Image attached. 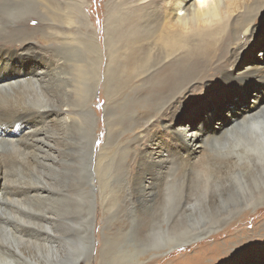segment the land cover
Returning a JSON list of instances; mask_svg holds the SVG:
<instances>
[{"label":"bare ground","instance_id":"obj_1","mask_svg":"<svg viewBox=\"0 0 264 264\" xmlns=\"http://www.w3.org/2000/svg\"><path fill=\"white\" fill-rule=\"evenodd\" d=\"M33 1L44 18L37 14L38 40L24 24L30 16L18 19ZM216 3L220 18L208 28L199 26L194 0H105L103 29L98 32L85 16V0H0V70L6 71L5 60L16 56L33 55L36 60L32 77H0V100H17L16 107L0 108V121L14 122L23 116L31 125L22 136L0 138V264L39 263L20 246L18 237L24 235L29 240L33 234L32 245L41 244V264H91L94 259L106 264H144L223 229L228 222L221 218L203 229L185 224L183 217L192 218L187 202L169 217L165 208L179 200L177 192H172L174 171L183 175L185 189L193 184L190 177L196 176L198 192L212 183L233 192V184L221 179L224 171L236 183L254 184L257 199L249 205L247 199L245 208L264 205V50L256 53V45L264 38V0ZM39 40L44 45L40 51ZM66 43L87 49L86 64L78 71L82 77L73 73L83 84L79 90L83 95L77 96L81 98L74 105L69 102ZM248 57L250 64L243 67ZM207 78L208 85L198 87L203 88L193 102L195 107L187 112L191 115H184L186 93ZM96 92L104 100L106 132L100 145H96L98 123L90 106ZM75 107L80 108L79 116L71 109ZM83 108L90 119L84 124L87 137H81L86 140L80 148L84 161L75 172L82 171L85 182L77 179L75 195L76 200L86 201L84 208L75 200L64 204L66 192L55 181L61 159L54 154L59 150L63 157L65 133L82 123ZM201 113L205 114L199 117ZM167 114L173 117L161 124L162 135L169 137L165 142L152 131L154 123L164 121ZM176 115L179 120L191 119L178 124ZM197 124L216 132L201 138ZM11 160H21L27 167L11 164L19 170L15 180L6 176ZM34 167L41 172L34 173ZM31 177L35 183L21 182ZM54 200L63 202L55 218L46 208L56 207ZM114 214L122 220L109 225ZM98 217L104 218L107 232L96 250ZM133 217L139 230L136 238L144 242L151 231L159 230L166 239L151 238L142 245L145 251L136 245L113 253L114 245L133 225ZM234 236L218 245L219 254L229 255L227 247ZM203 255L193 264H205L217 256L212 254L204 262Z\"/></svg>","mask_w":264,"mask_h":264},{"label":"rangeland","instance_id":"obj_2","mask_svg":"<svg viewBox=\"0 0 264 264\" xmlns=\"http://www.w3.org/2000/svg\"><path fill=\"white\" fill-rule=\"evenodd\" d=\"M86 4L84 6V13L86 18H88V22L91 23L95 29L99 32L100 29H103V18H104V13H105V0H85ZM32 4V5H31ZM29 8L24 10V15L21 17H18V19H22L26 16H30V18H27L28 21H25L24 24L26 28L31 32L32 35H36V39L38 40L40 38L37 30L36 29L38 25V18L37 14L39 15L40 18V8L36 3L33 1L29 4ZM37 9V12L35 10ZM33 14V15H32ZM44 19V18H42ZM37 20V21H35ZM40 28V27H39ZM31 35H29V38ZM34 39V38H33ZM3 42H7V40H3ZM38 51L42 50L43 48V43L39 40L38 41ZM18 46V44H16ZM5 46H9V43H5ZM40 46V47H39ZM256 53H260L261 51L264 50V38L260 40V42L256 45ZM66 55L69 59L68 62V69H69V75L71 77V82H70V94H69V102L71 104H75L77 99L79 100L81 97H77L82 89H83V84L82 81H80L77 77L73 75V73L77 76H81L78 71L81 65L85 66L86 64V55H87V49L83 47L82 45L75 44V43H66ZM14 56H16L14 54ZM25 57V58H24ZM6 58V57H5ZM3 58V59H5ZM251 57L247 58V61H245L243 64L245 66L249 65L248 61L250 60ZM27 59V60H26ZM7 64H2L4 67H7L6 71H1L0 70V77L1 79H5L11 76V74H16L22 77L24 75L32 77L31 74L35 75L31 69V66L33 63L36 64V60L33 58V55H20L16 56L12 59H7L5 60ZM11 61V62H10ZM28 61V62H27ZM22 63V64H21ZM29 63V64H28ZM261 63V62H259ZM18 66V67H16ZM72 67V69H71ZM17 69V70H16ZM31 71V72H30ZM20 73V74H19ZM82 77V76H81ZM87 78L91 77L87 75ZM210 81V78H207L203 83L201 82L199 85H194L197 86L196 88L191 89V91L187 92L185 97H184V103H188L184 107V115H191L190 113L187 114V112H190L193 105V102L198 99V92L206 85H208V82ZM88 84V83H87ZM91 82L89 83V87L87 90H90ZM200 85H203V87L199 90L198 87L200 88ZM81 90V91H79ZM93 94V99L91 102V109L94 111V116L96 118V123H98V128H97V138L98 141H96V145H100L101 143L103 144L104 138H105V122H104V112H103V104L104 100L101 94ZM83 93H81V96ZM15 101L17 103V100L11 99L9 100H0V108H8L10 107H16L17 104H15ZM24 101V99H23ZM4 103V104H3ZM14 103V104H13ZM79 105L81 106V101H78ZM5 106V107H4ZM24 106V105H21ZM89 106V105H88ZM74 107V106H73ZM10 109V108H9ZM75 111V115L80 111L79 107L71 108ZM72 110V111H73ZM73 111V112H74ZM198 112V110L192 112L193 114ZM82 115H81V121L83 123H78L77 126L71 127L70 129L67 130L65 133V144L67 147V150H64L63 157L60 156V151L55 150L54 154L57 159H61V163H57L56 165L59 166V170L57 173H55V181L57 183H60L57 188L61 190L62 192H66V196L64 198V204L68 205L74 202L76 205L78 203L84 208L86 201H78L76 200V190L75 187L78 186L80 180L81 183H84L85 181L82 180L84 175L83 173L75 170H78L80 168L79 165H82V162L84 161L83 158V151L80 149L83 144H85L86 140L82 139V135L85 134V137H87L85 133V126L84 124L89 121V116L87 113H85V109L83 108L82 110ZM85 113V114H84ZM174 115V113H172ZM172 114H167L166 119L158 121V123H154L153 126V131L152 132H157L156 134L160 135L161 137L164 138L165 142L168 141L169 137L163 136L162 135V123L166 121H170L168 116H172ZM179 114V113H178ZM177 114V115H178ZM205 113H201L199 117L203 116ZM175 117V120L177 119V116ZM195 115V114H194ZM79 116V115H78ZM21 118V119H20ZM191 119V116H186L183 119L176 120V123L178 124H185L188 123ZM17 120V121H16ZM16 122H4L2 123V120L0 121V138H11V137H17L18 135H23L24 132H27L30 130L31 125L30 122H28L27 118H24L23 116H18L16 117ZM188 121V122H187ZM2 123V124H1ZM12 123V124H11ZM14 123V124H13ZM174 124V122H172ZM196 123H200L199 119L197 120ZM20 124V125H19ZM14 125V127L12 126ZM95 125V123H94ZM4 126V127H3ZM7 126V127H6ZM21 126V128H20ZM28 126V127H27ZM91 126V125H90ZM97 126V124H96ZM199 126V127H198ZM2 127V128H1ZM94 127V126H93ZM197 127L199 129V132L202 133V137L204 138L206 136H212L214 134L213 131L206 124H203L201 128L200 124H197ZM18 128V129H17ZM81 128H84L83 131ZM2 129V130H1ZM92 129V128H89ZM9 130V131H8ZM79 130V131H78ZM81 131V132H80ZM4 132V133H3ZM10 132V133H9ZM16 132V133H15ZM83 133V134H82ZM54 131H51V136L53 137ZM207 134V135H206ZM8 135V136H7ZM89 135V132H88ZM3 136V137H2ZM67 136V138H66ZM124 136L131 137V135L128 132H125ZM162 138V139H163ZM69 139V140H68ZM68 140V141H67ZM81 144V145H80ZM68 145V146H67ZM69 147V148H68ZM213 147L217 148L216 145ZM64 148V147H63ZM80 149V150H79ZM82 159V160H81ZM16 161V162H15ZM91 162L89 159L87 164ZM81 162V163H80ZM19 163L17 167L22 166L23 170L27 169V167L22 163L21 160H11L8 161V169L6 172V176L10 180H15L17 179V175L19 174V170L13 167L11 164ZM23 164V165H21ZM79 164V165H78ZM12 166V168H11ZM34 173H40L41 170L38 167L33 168ZM62 174V176L60 175ZM81 173V175L79 174ZM59 175V176H58ZM58 176V177H57ZM80 176V177H76ZM83 176V177H82ZM221 179L227 180L228 183H232L234 186L233 192H229L228 188H223L222 185L219 186V184L214 185L213 183L211 184L209 189H205L204 191H199L200 189V182H198V178L196 176L190 177V181L193 183L190 186L187 187V189L184 188V182L185 179L182 174L177 173L174 171L173 173V183H174V189L172 190L173 194L176 192V199L178 198L179 200L175 203L169 204L167 208H165V211L168 213V215L175 216L176 211L179 208V204L183 202H187L192 210V218L191 216L188 218L183 217L186 222L185 224H189L188 226H192V228H195L197 230L198 228H206L209 227V223L218 221L219 218L221 219H226L228 222L226 226L223 227V229L215 231L210 234V236H207L200 241L195 242L192 245L185 246L182 248H179L172 253L167 254V256H164L163 258H159V260H149L147 263L144 264H193L197 262L199 259H201L202 254L203 255V261L207 262V257H210L212 254L217 255L215 258L208 260L207 263L205 264H264V205L259 206L257 208L249 207L245 208V205L253 204L255 203L257 196L255 195L256 193V188L252 182L247 183L244 185L243 183H236L234 178L231 177L229 174L226 172L221 173ZM82 177V178H81ZM81 178V179H80ZM192 178V179H191ZM59 179V180H57ZM77 179H80L79 182ZM77 180V181H76ZM59 181V182H58ZM21 182L27 183V184H33L36 182V180L31 177L30 179H24ZM261 182L259 181V185ZM77 185V186H76ZM240 185H243L242 188H240ZM61 186V187H59ZM235 186L237 187L235 189ZM68 197L71 198V200H68ZM247 199H250L251 201L247 204L245 202ZM57 201V202H56ZM180 201V202H179ZM200 201L208 202L210 203L209 206H202L200 204ZM63 202L61 201V205L59 203V200H54V203L56 204V207L54 206H46V208H49L47 211L48 214L52 213L51 216L54 218L56 217L57 211H61L63 209ZM78 202V203H77ZM82 203V204H81ZM58 204V205H57ZM175 207V208H174ZM209 207V208H208ZM56 209V210H55ZM176 209V210H175ZM252 210L251 213L244 215V213H238L241 210ZM12 210V209H11ZM46 210V209H45ZM50 210V211H49ZM44 211V210H43ZM172 211V212H171ZM115 215V214H114ZM110 217V221L108 222L109 225L114 224L116 222H119L122 220V217L119 215ZM135 217H133L134 219ZM137 219L135 218L133 220L134 223H132L127 230L125 236L118 240L116 245L113 247V253H118L121 250L127 249V248H132L137 245L139 247V251H145L147 247L142 248V245L145 246L149 241H151V238H155L158 236V239H166L165 232L160 234L161 232L158 230L156 231H151L148 236V239L145 240L144 242L142 239L136 238V234L139 230H137V223H135ZM100 222V223H99ZM104 222V218L101 219L98 217L97 220V227L95 230L96 233V238L98 239L97 244H96V250L100 249V246L102 245L101 240L107 231L104 230L105 227L102 226ZM114 222V223H113ZM192 222V224H191ZM111 223V224H110ZM233 226H231V225ZM1 226V224H0ZM164 227L165 224H164ZM194 230V231H195ZM105 231V232H104ZM1 233V231H0ZM156 233V234H155ZM158 233V235H157ZM103 234V235H102ZM110 234V232H108ZM28 235H31L30 233ZM162 235V236H160ZM235 235V236H234ZM27 235L22 236L23 239L19 238L18 236V242L20 246L23 248L25 251L26 255L28 254L30 256L34 257V260H38V264H41L43 259L41 260V256H44L43 254V248L41 247V244L38 243L36 245H32V238H34L33 234L31 239L27 240L25 237ZM228 236H234L233 240L230 241L227 247V252L229 255H221L218 252V245H221L225 239H227ZM25 238V239H24ZM248 240H244V239ZM164 239V240H165ZM139 240V241H137ZM137 242V243H136ZM220 243V244H219ZM1 244V243H0ZM217 245V246H216ZM243 246V247H242ZM120 251V252H121ZM29 252V253H28ZM40 252V253H39ZM43 254V255H42ZM97 255V253H96ZM207 255V256H206ZM225 256V257H224ZM96 257V256H95ZM182 257V258H181ZM40 258V260H39ZM186 260V261H185ZM0 261H3V259L0 258ZM103 261L99 260H92L91 264H106ZM187 262V263H185ZM44 263V261L42 262Z\"/></svg>","mask_w":264,"mask_h":264},{"label":"clouds","instance_id":"obj_3","mask_svg":"<svg viewBox=\"0 0 264 264\" xmlns=\"http://www.w3.org/2000/svg\"><path fill=\"white\" fill-rule=\"evenodd\" d=\"M200 27H212L220 18L216 0H194Z\"/></svg>","mask_w":264,"mask_h":264}]
</instances>
